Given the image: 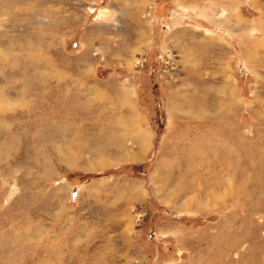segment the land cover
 I'll use <instances>...</instances> for the list:
<instances>
[{
	"label": "rangeland",
	"instance_id": "rangeland-1",
	"mask_svg": "<svg viewBox=\"0 0 264 264\" xmlns=\"http://www.w3.org/2000/svg\"><path fill=\"white\" fill-rule=\"evenodd\" d=\"M0 264H264V0H0Z\"/></svg>",
	"mask_w": 264,
	"mask_h": 264
},
{
	"label": "bare ground",
	"instance_id": "bare-ground-1",
	"mask_svg": "<svg viewBox=\"0 0 264 264\" xmlns=\"http://www.w3.org/2000/svg\"><path fill=\"white\" fill-rule=\"evenodd\" d=\"M40 57V56H39ZM40 59V58H39ZM41 61V60H40ZM9 90H10V88H8ZM7 89V91L6 92H4V96L6 97V101H8L9 99V94H10V91ZM5 91V90H4ZM24 95V93L22 94V96ZM9 108V107H8ZM9 110H10V108H9Z\"/></svg>",
	"mask_w": 264,
	"mask_h": 264
}]
</instances>
